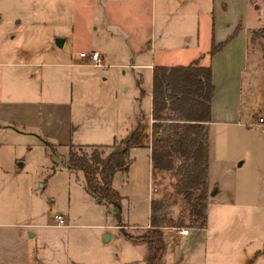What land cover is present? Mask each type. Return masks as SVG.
I'll return each mask as SVG.
<instances>
[{
    "label": "crops",
    "instance_id": "obj_1",
    "mask_svg": "<svg viewBox=\"0 0 264 264\" xmlns=\"http://www.w3.org/2000/svg\"><path fill=\"white\" fill-rule=\"evenodd\" d=\"M155 1L0 0V127H12L24 133L26 128H30L38 132L46 147L55 152L62 146L69 149L71 144H111L115 138L125 136L140 122L143 129L138 143L130 149V155L139 147H145L150 152V143L145 140L149 137L152 140L163 134L161 128L154 132L151 130L153 68L155 65L188 64L195 60L211 66L214 84L211 113L215 105L227 114L230 120L227 124L238 126L242 115V90L240 78L237 85V80L233 78H236L237 70L240 73L243 64L249 62L247 49L250 30L264 27V0H178V6L183 9V25L179 34H171L172 37L165 34L164 30H156ZM201 11L206 12L207 17L202 36L198 29L197 35H194L192 26L196 12L199 19ZM163 13L164 11L162 15ZM172 13L173 11L169 12L167 17L174 18ZM221 42H224L223 46L210 53L212 46ZM83 50H97L101 63L81 58L78 52ZM116 67L121 71L116 72ZM127 73L133 75L134 85L137 86H140L143 78H149V110L147 114L136 115L131 126L125 125L124 118L118 112L109 111L106 115L100 113L101 108L97 102L101 90L98 91L97 88L78 102L73 95L68 98L61 87L47 85L38 93L34 84L37 76L40 80H49L55 76L60 80L69 79L82 83L83 88H90L94 83L100 87L95 79L96 75L103 74L106 78L111 76L117 83ZM93 78V84L89 83ZM116 83L111 85V92L115 95L121 90L129 89L125 81ZM219 88L221 94L218 92ZM108 138L113 140L102 142ZM97 140L101 141L97 143ZM49 154L52 156L50 152ZM58 156L64 164L60 169L77 175L80 170L66 164L64 155ZM14 158L17 159V156ZM18 164L24 165L25 161ZM260 167L263 169L264 165ZM212 169L210 157L206 180L210 194L208 204L211 197L219 191L210 179ZM258 170L255 173L257 182L260 177V169ZM117 172L123 171H116L114 176ZM156 172L157 177L163 173L173 177L171 193L175 192L174 185L178 178L175 170L157 167ZM21 173V169L12 161L7 165H0V179L8 182L0 187V195L5 188L18 200L28 198L30 201L27 219H21L23 213L20 210L0 207V264H70L67 235L69 227L78 225L74 222L76 218L61 212L68 226L54 225L53 212L46 207L47 203L42 201L41 194L31 187L28 178ZM78 185L76 193H80L90 205H104L86 190L84 176ZM161 187L162 185H158L154 190V199L171 202L166 196L159 194ZM207 220L208 214L205 229L208 228ZM148 224L149 216L144 225L131 224L130 227L145 228ZM180 227H164L165 264H170L167 257L175 255L173 248L171 255L167 253V236L171 232H176L179 237L189 233L182 234ZM142 245L145 255L147 248Z\"/></svg>",
    "mask_w": 264,
    "mask_h": 264
},
{
    "label": "rangeland",
    "instance_id": "obj_2",
    "mask_svg": "<svg viewBox=\"0 0 264 264\" xmlns=\"http://www.w3.org/2000/svg\"><path fill=\"white\" fill-rule=\"evenodd\" d=\"M195 9L197 10V7ZM155 11L156 30H164L170 37L171 34L178 35L183 25V9L178 6V0H156ZM171 11L174 18L167 17ZM201 13L198 19L196 12L195 22H192L194 35H197V29L201 36L204 32L203 26L207 17L206 12ZM188 28L191 29L190 23ZM263 53V45L250 42L247 49L249 62H245L241 72L237 70L236 78H233L237 80H234L236 85L239 78L241 81L242 115L239 118V125L227 124L226 122L230 121L227 114L221 108L217 109L215 105L212 108L211 121L208 123L211 154L209 158L211 157L213 165L210 179L217 185L219 191L211 197L209 204L207 203V229L204 228L205 220L189 214L188 205L183 197L175 192L171 193L173 177L168 173L158 177L155 175L157 167L152 161L151 150L149 152L145 147L137 148L130 155L132 161L127 171L117 172L114 176L115 187L123 196L122 224H118V228L116 226L118 220L111 205L92 206L80 193H76L75 188L79 189L78 182L83 180L82 172L77 171L75 175L60 169L64 164L58 155H64L63 158L66 159L67 147L62 146L53 152L46 147L40 138L41 135L30 128H26L24 133L12 127H0V165L14 162L16 167L21 169V175L28 178L31 187L41 194L42 201L47 203L46 207L53 213L62 212L65 215L69 213L76 218L74 222L78 225L69 227L67 235L70 264H144L142 244L147 248L146 243L133 242L123 231L136 235L144 230L132 228L130 225H144L147 222L150 200L155 197L154 190L158 185H162L159 194L171 200L164 202L159 212L171 217V220L176 221L181 227H187L189 232L182 237L176 232H171L167 236V253L171 255L173 248L175 254L172 258L167 257V262L264 264V168L260 167L264 165V133L257 125H250L256 116L264 115ZM115 70L121 71L117 67ZM95 77L100 87H97L96 83L93 84L94 78L89 81L93 84L90 88H83L82 83L69 79L60 80L55 76L49 80H40L37 76L33 83L38 93L47 85L61 87L68 98L73 95L78 102L83 101L97 88L98 91L101 90L97 102L101 108L100 113L106 115L110 113L109 111L118 112L127 126H131L139 113L147 114L150 107L147 91L149 78H143L140 86H137L134 85L133 75L127 73L118 82L125 81L129 89L121 90L115 95L111 92V85L116 83L113 77L106 78L103 74ZM218 92L221 94L220 88ZM41 100L43 101L42 98ZM14 126L24 129L19 125ZM112 140L108 138L102 142ZM145 141L151 145L150 137ZM84 149L91 150L87 147ZM24 161V165L18 164ZM256 169H260L259 182L255 177ZM4 184L7 185L8 182L0 179V187ZM209 195L208 191L207 202ZM2 206L20 210L23 213L21 219H27L29 216V199L18 200L5 188L0 195V207Z\"/></svg>",
    "mask_w": 264,
    "mask_h": 264
},
{
    "label": "trees",
    "instance_id": "obj_3",
    "mask_svg": "<svg viewBox=\"0 0 264 264\" xmlns=\"http://www.w3.org/2000/svg\"><path fill=\"white\" fill-rule=\"evenodd\" d=\"M264 46V27L252 29L249 43ZM224 42L210 49L214 53ZM264 54V53H263ZM214 93L212 70L195 60L188 64L155 65L152 78V132L162 130V136L152 139L150 150L154 165L174 169L178 175L175 192L188 205L189 214L206 220L209 167L208 122L211 121V99ZM143 129L138 123L125 136L111 144L79 146L71 144L66 164L78 169L84 176L85 188L98 201L113 207L117 224H122V195L113 185L116 171H127L132 161L130 149L138 143ZM91 148L86 150L84 148ZM164 206L160 199L150 201L149 224L141 233H123L133 241H144L147 251L144 264H165L164 227L180 226L159 212ZM264 252V247H263Z\"/></svg>",
    "mask_w": 264,
    "mask_h": 264
},
{
    "label": "built area",
    "instance_id": "obj_4",
    "mask_svg": "<svg viewBox=\"0 0 264 264\" xmlns=\"http://www.w3.org/2000/svg\"><path fill=\"white\" fill-rule=\"evenodd\" d=\"M78 55L85 60L94 61L96 64L101 63L100 53L97 50H87V51L83 50V51L78 52ZM250 125H257L258 127H260L261 131L264 132V115L256 116L254 122L250 123ZM52 218H53L54 225L59 226V227L67 226L66 218L61 212L53 213ZM180 232L182 234H187L188 228L181 227Z\"/></svg>",
    "mask_w": 264,
    "mask_h": 264
},
{
    "label": "water",
    "instance_id": "obj_5",
    "mask_svg": "<svg viewBox=\"0 0 264 264\" xmlns=\"http://www.w3.org/2000/svg\"><path fill=\"white\" fill-rule=\"evenodd\" d=\"M56 42L58 43V40H56ZM59 44H60V42H59Z\"/></svg>",
    "mask_w": 264,
    "mask_h": 264
}]
</instances>
